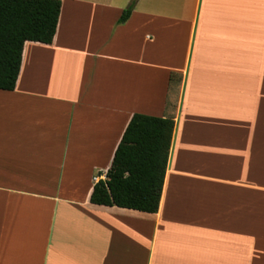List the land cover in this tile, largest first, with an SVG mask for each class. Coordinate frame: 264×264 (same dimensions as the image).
I'll return each instance as SVG.
<instances>
[{
    "label": "crops",
    "instance_id": "1",
    "mask_svg": "<svg viewBox=\"0 0 264 264\" xmlns=\"http://www.w3.org/2000/svg\"><path fill=\"white\" fill-rule=\"evenodd\" d=\"M61 1L0 89V264H264V0ZM172 73L158 212L92 203Z\"/></svg>",
    "mask_w": 264,
    "mask_h": 264
},
{
    "label": "trees",
    "instance_id": "2",
    "mask_svg": "<svg viewBox=\"0 0 264 264\" xmlns=\"http://www.w3.org/2000/svg\"><path fill=\"white\" fill-rule=\"evenodd\" d=\"M133 1L121 15L125 22ZM61 0H0V89L13 90L26 41L53 42ZM181 76L172 73L161 117L135 113L116 149L107 179L96 183L91 202L149 213L159 210L172 147Z\"/></svg>",
    "mask_w": 264,
    "mask_h": 264
},
{
    "label": "built area",
    "instance_id": "3",
    "mask_svg": "<svg viewBox=\"0 0 264 264\" xmlns=\"http://www.w3.org/2000/svg\"><path fill=\"white\" fill-rule=\"evenodd\" d=\"M107 179V171L104 172V173H99V174H96L93 178L94 182L95 183H98L100 182L101 180H106Z\"/></svg>",
    "mask_w": 264,
    "mask_h": 264
}]
</instances>
